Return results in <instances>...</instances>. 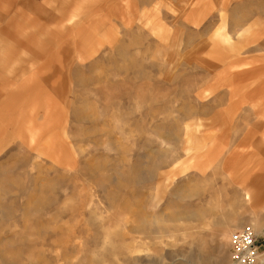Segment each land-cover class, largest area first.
Segmentation results:
<instances>
[{"label":"rangeland","instance_id":"1","mask_svg":"<svg viewBox=\"0 0 264 264\" xmlns=\"http://www.w3.org/2000/svg\"><path fill=\"white\" fill-rule=\"evenodd\" d=\"M244 226L264 0H0V264H230Z\"/></svg>","mask_w":264,"mask_h":264},{"label":"built area","instance_id":"2","mask_svg":"<svg viewBox=\"0 0 264 264\" xmlns=\"http://www.w3.org/2000/svg\"><path fill=\"white\" fill-rule=\"evenodd\" d=\"M230 264H262L264 246L252 226H244L229 235Z\"/></svg>","mask_w":264,"mask_h":264},{"label":"crops","instance_id":"3","mask_svg":"<svg viewBox=\"0 0 264 264\" xmlns=\"http://www.w3.org/2000/svg\"><path fill=\"white\" fill-rule=\"evenodd\" d=\"M244 169H247V168H245V166H243L242 163L239 162L236 165L235 169L233 170V173L231 176V181L233 183H235L234 185L236 186L237 190L241 189L242 191H244L243 187L252 188L251 187L252 185H254L255 183H257L259 185L261 183V180L263 179V177H260V173H258L259 171L255 172L254 174H252L253 181L250 182L249 186H245L246 185L245 180H244L245 179L244 178L245 173L243 174ZM237 178H238V180H237ZM256 181H258V182H256ZM243 193H244L243 196H245V191ZM248 206L250 207L249 204H248ZM237 224H238V222L236 223V225Z\"/></svg>","mask_w":264,"mask_h":264},{"label":"bare ground","instance_id":"4","mask_svg":"<svg viewBox=\"0 0 264 264\" xmlns=\"http://www.w3.org/2000/svg\"><path fill=\"white\" fill-rule=\"evenodd\" d=\"M245 189H246V188H245ZM248 190H249L250 192L253 193V189H252V188H248ZM249 191L246 192V195H248V196H249V199L252 200V199H253V198H252V194H251ZM254 192H256V191H254ZM256 194H258V193H256ZM259 201H260V200H259ZM252 204H253V203H252ZM262 264H264V260H263Z\"/></svg>","mask_w":264,"mask_h":264}]
</instances>
